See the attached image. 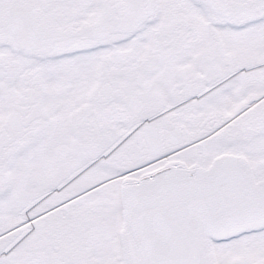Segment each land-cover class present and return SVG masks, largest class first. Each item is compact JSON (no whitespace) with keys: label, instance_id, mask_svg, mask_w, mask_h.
I'll list each match as a JSON object with an SVG mask.
<instances>
[{"label":"snow or ice","instance_id":"1","mask_svg":"<svg viewBox=\"0 0 264 264\" xmlns=\"http://www.w3.org/2000/svg\"><path fill=\"white\" fill-rule=\"evenodd\" d=\"M0 264H264V0H0Z\"/></svg>","mask_w":264,"mask_h":264}]
</instances>
